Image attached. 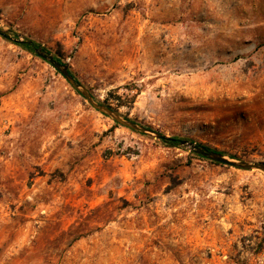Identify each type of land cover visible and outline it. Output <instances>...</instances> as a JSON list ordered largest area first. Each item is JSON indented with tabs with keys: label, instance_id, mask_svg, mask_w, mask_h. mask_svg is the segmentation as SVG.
I'll list each match as a JSON object with an SVG mask.
<instances>
[{
	"label": "rangeland",
	"instance_id": "obj_1",
	"mask_svg": "<svg viewBox=\"0 0 264 264\" xmlns=\"http://www.w3.org/2000/svg\"><path fill=\"white\" fill-rule=\"evenodd\" d=\"M0 264H264V0H0ZM10 36V37H9Z\"/></svg>",
	"mask_w": 264,
	"mask_h": 264
},
{
	"label": "water",
	"instance_id": "obj_2",
	"mask_svg": "<svg viewBox=\"0 0 264 264\" xmlns=\"http://www.w3.org/2000/svg\"><path fill=\"white\" fill-rule=\"evenodd\" d=\"M0 34L4 35V32L0 30ZM10 38L18 43H25L27 45L33 46L34 52L42 59L48 61L58 72H60V74L71 84V86L75 88L77 91H79L94 108L105 113L106 115L111 117L116 122L124 126H127L133 130L152 134L153 136L159 139L171 138L170 136L163 134L159 131H155L151 128H148L146 126L135 123L129 119H126L122 117L118 112L113 110L111 107L105 104H102L100 102H97L92 97L88 89L80 81L76 80L73 77V75L69 72L67 62H61L57 60L50 52H48L42 46H39V45L35 46L31 39L13 38V37H10ZM179 144L187 147L189 150H192L193 152L197 154H200L208 158L209 160H212L218 163L230 165V166L245 169V170L256 168V169H260L264 171V162H250V161L231 159V158L226 157L220 151L211 149L207 147L206 145L195 143V142L185 140V139L179 140Z\"/></svg>",
	"mask_w": 264,
	"mask_h": 264
},
{
	"label": "trees",
	"instance_id": "obj_3",
	"mask_svg": "<svg viewBox=\"0 0 264 264\" xmlns=\"http://www.w3.org/2000/svg\"><path fill=\"white\" fill-rule=\"evenodd\" d=\"M21 45L24 46L25 48L29 49V50H32L30 45H27L25 43L21 44ZM179 140H181V139H179L177 137H171L169 139H166L165 141L169 142L171 145H175L176 143L179 142ZM211 162L218 163V162H215V161H212V160H211Z\"/></svg>",
	"mask_w": 264,
	"mask_h": 264
}]
</instances>
